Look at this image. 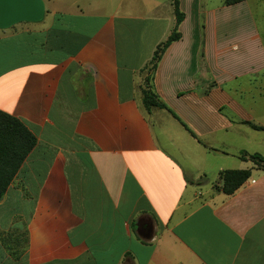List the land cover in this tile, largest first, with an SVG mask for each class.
<instances>
[{"label": "crops", "instance_id": "0c3cea01", "mask_svg": "<svg viewBox=\"0 0 264 264\" xmlns=\"http://www.w3.org/2000/svg\"><path fill=\"white\" fill-rule=\"evenodd\" d=\"M43 2L41 22L0 30V111L37 140L0 202V232L26 231L27 248L12 260L0 243V264H124L126 253L131 264H264V169L237 158L264 157V132L245 124L264 127V0H178L181 38L153 85L196 139L141 101L171 0ZM185 147L211 161L231 153L250 177L192 206L198 180L221 168ZM141 220L146 244L132 231Z\"/></svg>", "mask_w": 264, "mask_h": 264}, {"label": "trees", "instance_id": "16d2710c", "mask_svg": "<svg viewBox=\"0 0 264 264\" xmlns=\"http://www.w3.org/2000/svg\"><path fill=\"white\" fill-rule=\"evenodd\" d=\"M245 0H222V6H232ZM174 16V26L168 37L155 48L152 58L142 70L143 78L140 87L141 101L144 110L150 113L152 109L164 110L168 112L194 139L196 136L182 123L179 118L170 111L154 91L153 77L157 65L165 50L181 38L178 32V26L184 19V14L179 9L178 0H171ZM202 25L196 24L194 30L195 44L192 53L195 55L200 42V33ZM252 129L263 131L264 127H258L245 122ZM37 140L35 136L15 117L0 111V202L2 201L6 190L12 184L14 177L18 173L25 159L35 148ZM240 160H249L259 168L264 169V157L259 154H247L241 152ZM250 177V170H224L219 173V186L216 188L226 196L232 195L244 182ZM24 191V189H22ZM150 226L146 221H135L132 223V231L136 240L142 244L146 242L140 237L145 236ZM21 237V240H19ZM0 243L12 260H18L25 252L28 244L27 232L10 231L8 233L0 232ZM22 244V248L17 252L16 248ZM132 257L129 253L124 255V263H132Z\"/></svg>", "mask_w": 264, "mask_h": 264}, {"label": "rangeland", "instance_id": "374dc122", "mask_svg": "<svg viewBox=\"0 0 264 264\" xmlns=\"http://www.w3.org/2000/svg\"><path fill=\"white\" fill-rule=\"evenodd\" d=\"M196 20H197V25L200 26L199 17H196ZM208 86H210V85H208ZM157 130H159V127L156 128V131ZM183 135L187 138V136L185 134H183ZM170 136L171 137H168V138L176 139L175 140L176 144H183L184 143L179 136H177L175 138V136L171 135V133H170ZM217 149H219V148H217ZM200 150L202 153H204L202 149H200ZM219 150H216L215 152H213L211 154L210 157H212V161L209 158V156H204V154L203 155H197L196 153H194V151H192L190 148H187V147H185V149L183 148L182 154L188 155L189 156L188 158L192 159L195 163H199V165H203V162L209 163V164L211 162L212 164L219 166L221 168V171L236 170V169H233V167L238 164L237 159L235 157H233L232 155H230L231 153H228V155H222ZM239 155L237 156V158L239 157ZM211 180H212V177L210 175H207V174H206V180H204L202 178H200V180H198V184H200V188L198 190V193L200 192V194L196 195L197 198L191 204L192 206L198 205L203 201V196H202L203 193L206 195L210 191H212V192L216 191V188L219 186V179L217 181L212 182L211 184L208 183ZM19 240H21V237H19ZM21 248H22V244L16 248V251L18 252ZM124 264H131V263L129 261H127Z\"/></svg>", "mask_w": 264, "mask_h": 264}, {"label": "water", "instance_id": "95a60500", "mask_svg": "<svg viewBox=\"0 0 264 264\" xmlns=\"http://www.w3.org/2000/svg\"><path fill=\"white\" fill-rule=\"evenodd\" d=\"M44 14L43 0H0V30L21 23H39Z\"/></svg>", "mask_w": 264, "mask_h": 264}]
</instances>
